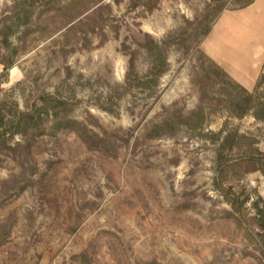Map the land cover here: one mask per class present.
<instances>
[{"label":"rangeland","instance_id":"374dc122","mask_svg":"<svg viewBox=\"0 0 264 264\" xmlns=\"http://www.w3.org/2000/svg\"><path fill=\"white\" fill-rule=\"evenodd\" d=\"M241 4L0 0V264H264V175L205 135L264 151V122L234 116L216 75L199 89L204 33ZM151 38L168 66L139 86Z\"/></svg>","mask_w":264,"mask_h":264},{"label":"trees","instance_id":"16d2710c","mask_svg":"<svg viewBox=\"0 0 264 264\" xmlns=\"http://www.w3.org/2000/svg\"><path fill=\"white\" fill-rule=\"evenodd\" d=\"M240 8H244L252 4L255 0H240ZM211 27L207 29L204 33V37L208 35L211 31ZM203 37V38H204ZM148 50L152 56V69L151 74L154 73V77L150 80H143L144 78L139 76V86L153 87L160 85V78L162 74L166 71L168 66L167 50L165 49L164 43H159L155 39L151 38L150 46ZM203 57L206 58L210 67L214 68L212 72L209 69L203 70L204 75L202 76L201 86L199 89L201 95L204 97L208 95L207 92V81L211 80L210 74L216 75L219 81L223 85V90L227 91V87L232 89L227 93L226 104L230 112L236 117H243L247 114L252 113L257 121L264 122V98L262 96L261 87L264 85V73H262L257 81L254 90L250 91L246 89L243 85L234 80L219 64L207 56L202 50H200ZM0 62L4 65L2 74L7 78L9 69L13 66V60H4L0 57ZM135 59L132 57L130 59L129 71L127 78L130 82L131 74L135 71ZM206 81V82H205ZM205 82V83H204ZM201 114H203V108L200 107ZM197 113V111H193ZM26 118L30 119V114H24ZM169 122L165 120L158 125L161 129H166ZM206 136L210 137L213 141L219 143L217 149V155L219 160H222V156L226 151H233L235 149L241 151V159L247 162H254L264 175V151L259 147L260 139L251 132H240L238 129H227L226 126L222 127L219 131L210 130L205 133ZM255 200H253L254 208L258 214V221L261 228L264 229V198L257 192L255 194ZM234 206V203H232ZM263 255H264V242H263Z\"/></svg>","mask_w":264,"mask_h":264},{"label":"crops","instance_id":"0c3cea01","mask_svg":"<svg viewBox=\"0 0 264 264\" xmlns=\"http://www.w3.org/2000/svg\"><path fill=\"white\" fill-rule=\"evenodd\" d=\"M200 47L234 80L254 90L264 73V0L223 11ZM3 69L0 62V73Z\"/></svg>","mask_w":264,"mask_h":264}]
</instances>
